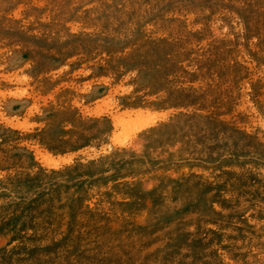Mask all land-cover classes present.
Segmentation results:
<instances>
[{"label": "rangeland", "instance_id": "374dc122", "mask_svg": "<svg viewBox=\"0 0 264 264\" xmlns=\"http://www.w3.org/2000/svg\"><path fill=\"white\" fill-rule=\"evenodd\" d=\"M0 264H264V0H0Z\"/></svg>", "mask_w": 264, "mask_h": 264}]
</instances>
